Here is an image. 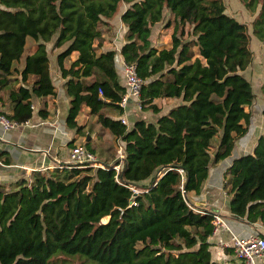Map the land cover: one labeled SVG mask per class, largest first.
<instances>
[{
	"label": "trees",
	"instance_id": "obj_1",
	"mask_svg": "<svg viewBox=\"0 0 264 264\" xmlns=\"http://www.w3.org/2000/svg\"><path fill=\"white\" fill-rule=\"evenodd\" d=\"M241 1L264 47V0ZM123 5L121 53L145 80L142 109L158 114L131 126L121 119L128 88L116 50H102ZM158 24L171 28L169 43L152 40ZM49 41L62 49L68 125L80 134L94 129L79 123L86 105L114 138L101 151L83 142L104 166L62 163L0 183V264H224L210 249L213 212L197 211L189 193L201 191L210 165L231 155L250 128L256 94L243 73L254 59L248 24L227 12L225 0H0V112L11 121L32 116L34 96L57 93ZM161 98L179 102L163 112ZM40 114L49 116L47 104ZM225 177L232 211L264 220V133Z\"/></svg>",
	"mask_w": 264,
	"mask_h": 264
},
{
	"label": "crops",
	"instance_id": "obj_2",
	"mask_svg": "<svg viewBox=\"0 0 264 264\" xmlns=\"http://www.w3.org/2000/svg\"><path fill=\"white\" fill-rule=\"evenodd\" d=\"M125 8L126 5H123L119 15L117 14L112 20L115 34L116 24L114 20L119 17L120 24L123 27V40L120 41L122 35L117 40L115 36L113 37L108 33L103 41L102 50H116L115 65L118 78L123 85L127 86L124 75V63L126 61L124 55L121 53V47L125 42V32L127 30V26L124 28V23L121 19V13ZM168 42L169 40L165 42L162 38L154 43L162 45ZM47 46L50 50L51 77L56 85L57 93L56 95L43 97L34 96V111L26 122L6 127L0 121V183H10L20 177H30L36 169H52L55 166L62 165V163H70L72 147L79 142L92 140L94 145H101L98 148L101 151L104 147L108 148L111 146L110 139L113 141V134L96 121V117L90 114L89 108L86 105L82 107L78 120L79 123L86 124L93 122L94 129L92 133L84 129L82 131L84 135H81L82 133H78L76 127L68 125L67 116L70 108V96L67 94L65 86L67 78L62 76L57 59V54L62 49H53V41H49ZM74 58L75 55L66 58L65 64L69 66ZM158 101L162 106L163 112L168 111L172 105L179 102L178 99L172 98H161ZM44 104H47L50 110V114L46 118L40 114V109ZM0 108L2 109L3 107ZM3 110L9 111L6 106ZM109 113L112 116H118L115 112L110 111ZM123 115L126 116L127 124L131 126L140 117L155 119L158 114L151 109L143 110L135 99L130 98L121 117ZM253 122L256 123V126L252 128ZM260 123V119L253 121L252 118L248 132L236 140L232 154L210 165L208 177L201 191L189 193L191 203L196 208L220 212L231 228L229 230L222 227L215 234L212 233L209 238L212 258L224 264H232L235 260L234 248L231 244L232 231L241 237L264 234L263 217L259 216L252 220L247 214L242 216L234 213L231 208V195L225 187V172L227 168L235 158L253 152L260 135L264 133V124L256 132V128ZM120 145L123 144L120 143ZM102 158L111 159L112 155H109L105 151ZM222 240L230 242V245H222ZM259 264H264V257L260 259Z\"/></svg>",
	"mask_w": 264,
	"mask_h": 264
},
{
	"label": "built area",
	"instance_id": "obj_3",
	"mask_svg": "<svg viewBox=\"0 0 264 264\" xmlns=\"http://www.w3.org/2000/svg\"><path fill=\"white\" fill-rule=\"evenodd\" d=\"M124 75L128 91L122 96V99L119 101L120 105L125 109L129 102V99L133 98L137 101L139 107L142 108L140 104V95L145 80L142 76L139 75L137 64L132 62H125ZM99 90L100 93H103V89L101 87L99 88ZM121 119L124 123H127L125 115H123ZM0 121H2L6 127L18 124L17 121H11L10 119H8L2 112H0ZM118 156L120 158L124 156L122 145L119 146ZM97 159V155L84 144H76L72 147L70 163L85 164L89 162L93 163L95 166H104L103 163L96 162ZM114 168L119 173L121 169V163L115 164ZM135 190L138 191L139 189L135 188ZM194 208L199 212H205V209L196 208L195 206ZM212 222L213 234H215L222 227L231 230L230 226L226 223L223 215L220 212H213ZM221 244L230 245V242L222 240ZM231 244L234 248L235 254V260L232 262V264H259L260 259L264 257V234H254L249 237H241L240 235L232 231Z\"/></svg>",
	"mask_w": 264,
	"mask_h": 264
},
{
	"label": "rangeland",
	"instance_id": "obj_4",
	"mask_svg": "<svg viewBox=\"0 0 264 264\" xmlns=\"http://www.w3.org/2000/svg\"><path fill=\"white\" fill-rule=\"evenodd\" d=\"M227 5V12L231 15L235 16L241 21H244L248 24L249 32L251 34V48L254 52V59L252 63L247 67L246 70L243 71V73L247 76V78L252 82L254 92L256 94L255 100L252 104V111H253V121L260 119V124L256 128V132L259 131L262 124H264V94L261 89L262 82L264 80V63H263V57H264V47L262 41L253 34L252 31V20L254 18V15L245 7L243 2L241 0H225ZM119 15V14H118ZM120 19L117 17L114 20L115 25V34L114 29L110 31V35L113 37L115 36V39H120V35H122L123 40V30L122 26L120 24ZM125 28V25H124ZM171 28L164 27L161 24H158L153 29V39L154 41H157L158 39H162L163 41H171L170 36ZM156 39V40H155ZM168 42V43H169ZM148 110V109H143ZM150 110V109H149ZM151 112V111H149ZM147 114V113H146ZM256 126V123L253 122L252 128ZM92 130L89 133H92ZM109 142H112L110 139ZM78 144H83V142H79ZM119 149V146H118ZM118 151V150H117ZM77 264H80V262H77Z\"/></svg>",
	"mask_w": 264,
	"mask_h": 264
}]
</instances>
